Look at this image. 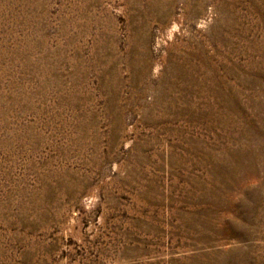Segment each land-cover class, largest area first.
<instances>
[{
    "label": "rangeland",
    "instance_id": "374dc122",
    "mask_svg": "<svg viewBox=\"0 0 264 264\" xmlns=\"http://www.w3.org/2000/svg\"><path fill=\"white\" fill-rule=\"evenodd\" d=\"M0 264H264V0H0Z\"/></svg>",
    "mask_w": 264,
    "mask_h": 264
}]
</instances>
